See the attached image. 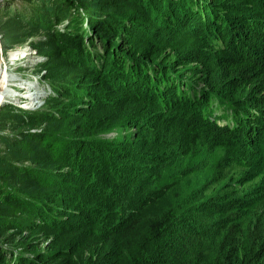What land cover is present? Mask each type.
<instances>
[{
  "label": "trees",
  "instance_id": "obj_1",
  "mask_svg": "<svg viewBox=\"0 0 264 264\" xmlns=\"http://www.w3.org/2000/svg\"><path fill=\"white\" fill-rule=\"evenodd\" d=\"M32 2L55 94L0 110V264H264V0Z\"/></svg>",
  "mask_w": 264,
  "mask_h": 264
},
{
  "label": "rangeland",
  "instance_id": "obj_2",
  "mask_svg": "<svg viewBox=\"0 0 264 264\" xmlns=\"http://www.w3.org/2000/svg\"><path fill=\"white\" fill-rule=\"evenodd\" d=\"M234 2V0H231ZM30 3H33L32 0H0V48L2 49L1 57L2 62L0 64L1 68V80H3V77L7 75V77L15 75L18 76V74H21L23 76H26V79L28 78L30 80L31 87H40L44 89V95L41 96V106L36 108L40 109L44 107L47 104V101L49 100V97L54 93V89L52 88L50 84V80H48L45 77V72L42 73L43 68V62L46 59L45 54H43L42 51L38 50L36 55L33 53L25 54L22 57V53H24L27 48L31 49L35 48L32 44V42L38 41L43 39L45 37L44 30L41 28H38L34 26L31 23H28L25 19H20L16 15H13L14 13L18 14L22 9L25 7V9H28V6ZM251 8L249 7V10ZM14 12V13H13ZM13 13V14H12ZM59 27H62V23L58 25ZM45 56V57H44ZM186 69L188 73H191L195 77L199 78H207V73H202L201 71H198L202 67V64L196 63L195 61L189 62V64H185ZM9 72V73H6ZM5 74V75H4ZM3 76V77H2ZM219 76V74H218ZM9 78V79H10ZM1 83V81H0ZM199 83H203L201 80H199ZM8 85V84H7ZM20 91V90H19ZM17 93H19L16 90ZM29 93V92H28ZM9 109L10 112L16 111L19 108L15 103L6 101L0 106V110L3 109ZM27 110V109H25ZM35 110V109H34ZM113 111L103 113V117L101 119L109 118L112 122L116 121L114 120V115L109 114ZM109 114V115H108ZM0 115H2V112H0ZM8 115V114H7ZM116 116V115H115ZM117 117V116H116ZM100 119V118H99ZM102 121V120H101ZM220 121V120H219ZM220 122H223L221 120ZM224 123V122H223ZM43 124V123H42ZM42 124L37 128H31V131H39L42 127ZM111 126L103 128L104 130L99 131V135L108 139H115L118 136L128 132V133H134L136 131V127L134 125L129 124L128 122H122L120 124H110ZM15 133V129L13 130L12 127V120L7 119H1L0 120V134L4 135H11ZM149 148V146H146ZM7 149L5 148V143L0 141V155H7ZM218 154H221L223 151L222 149L218 148L216 151ZM24 164H30L31 161L29 159H21ZM0 179H3V177L0 175ZM12 184H15L9 179ZM264 183V179L256 178L253 183L260 184ZM163 222L162 218L158 219H150L146 220L135 232L132 237V245H135L142 241V238L144 235H147L146 233L157 226H160ZM18 235V234H16ZM21 235H25V237L29 238L28 232H22ZM24 237V238H25ZM5 239L3 236H0V243H3L4 246L9 247L10 242L4 241ZM4 241V242H3ZM38 242L37 248L43 249L44 248V241L45 236H38V239H36ZM46 242V241H45ZM100 244V243H98ZM111 243L108 242L103 246H109ZM114 248L117 249V243H113ZM110 245V246H112ZM95 246V244H91V247Z\"/></svg>",
  "mask_w": 264,
  "mask_h": 264
},
{
  "label": "built area",
  "instance_id": "obj_3",
  "mask_svg": "<svg viewBox=\"0 0 264 264\" xmlns=\"http://www.w3.org/2000/svg\"><path fill=\"white\" fill-rule=\"evenodd\" d=\"M28 50L29 49L27 48V50L24 53H22L21 55L24 56L25 54H29L27 52ZM32 50H33L32 53L36 55L37 49L36 48H32ZM1 53H2V49H0V60L2 62ZM41 70H42V73L45 72L44 68H42ZM7 84H8L7 85L8 88H9L8 90H11V91L12 90L14 91V89H17L18 92H19V90L20 91H23V90H27L28 91V90H31V89H38V88L40 89V87H37V86L36 87H31L30 80L28 78L26 79V76H23L21 74H18V76L15 75V77L11 76V80L7 81ZM42 90H44V89H42ZM19 95L20 94L7 93L6 94L7 101L15 103L17 106H19L20 108H23V109L34 110V109H36V108L41 106V102H42L41 101V96L44 95V94H42V95H39V94L30 95V94H28V92H26V93L22 94L21 97ZM38 99H39V101H37Z\"/></svg>",
  "mask_w": 264,
  "mask_h": 264
},
{
  "label": "bare ground",
  "instance_id": "obj_4",
  "mask_svg": "<svg viewBox=\"0 0 264 264\" xmlns=\"http://www.w3.org/2000/svg\"><path fill=\"white\" fill-rule=\"evenodd\" d=\"M1 49V48H0ZM28 53H32L33 52V50H31V49H29L28 51H27ZM23 57V56H22ZM1 61V60H0ZM0 64H1V62H0ZM6 73H9V72H7L6 71ZM10 74V73H9ZM5 75V74H4ZM3 77V76H2ZM10 77H7V75H5L4 77H3V80H1V68H0V81H1V83H0V106L5 102V101H7V98H6V94L7 93H14V94H20L19 96L21 97L22 96V94H24V93H26V92H29L28 94H30V95H36V94H39V95H42V94H44V90H42L41 88V90L38 88V89H31V90H23V91H19V93H17L16 92V90L17 89H14V91L12 90H8L9 88H8V86H7V81H9V80H11V78L9 79ZM22 88V87H21ZM18 91V90H17ZM26 91V92H25ZM27 96V95H26ZM19 98V97H18ZM38 98V97H37ZM37 101H39V99L37 100Z\"/></svg>",
  "mask_w": 264,
  "mask_h": 264
}]
</instances>
